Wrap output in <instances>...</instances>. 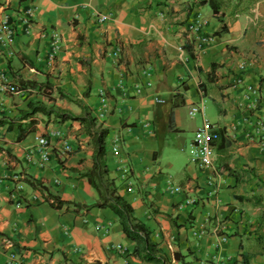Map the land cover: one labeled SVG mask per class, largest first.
Returning a JSON list of instances; mask_svg holds the SVG:
<instances>
[{"label":"crops","instance_id":"1","mask_svg":"<svg viewBox=\"0 0 264 264\" xmlns=\"http://www.w3.org/2000/svg\"><path fill=\"white\" fill-rule=\"evenodd\" d=\"M28 8L29 33L16 29L12 56L0 53L3 79L28 88L17 95L0 89V119L32 123L19 141L13 129L0 126V264H9V254L11 264H151L131 255L134 244L113 212L94 207L98 195L82 177L92 168L93 149L82 126L55 117L95 118L101 94L106 106L96 121L107 130L106 177L150 231L159 254L169 264H264V133L253 134L239 106L245 86L264 88V0H0V22L1 15L13 20ZM195 13L212 38L200 52L186 30ZM52 30L61 43L49 69ZM204 99L216 107L220 134L211 166L199 168L177 151L189 149L185 134L199 127L184 115L191 106L203 110ZM31 106L53 113L22 119ZM255 114L264 115L263 102ZM49 129L61 131L73 149L61 158L53 147L39 167L35 152L29 162L25 155ZM116 137L114 156L109 148ZM167 179L181 192L167 194ZM47 194L63 204L54 208ZM200 224L204 234L191 235Z\"/></svg>","mask_w":264,"mask_h":264},{"label":"built area","instance_id":"2","mask_svg":"<svg viewBox=\"0 0 264 264\" xmlns=\"http://www.w3.org/2000/svg\"><path fill=\"white\" fill-rule=\"evenodd\" d=\"M32 15L33 10L28 8L18 16L15 17L16 20L20 25V30L22 33L27 34L29 33L31 26H32ZM94 17L98 19L100 22H104L107 17L102 14L93 13ZM206 25V21L201 17L199 13L193 14L190 22L186 26V30L188 32L193 33L194 37L192 38L193 44V51L200 52L209 44L211 43V36L202 33L204 27ZM15 32L13 24L9 22V17L6 14L1 15V22H0V53L5 54L8 57L12 56L11 44L13 42ZM48 36V49L45 55V64L49 69H52L56 60V56L60 51V43L61 38L58 33L55 31H50L47 33ZM118 54V50L112 52V56L116 57ZM146 75H149L146 74ZM3 74L0 73V89L4 92L9 94H20L23 91H27L28 88L22 87L21 84L17 85H10L3 79ZM121 84V81H118V85ZM148 86V83H147ZM242 103L239 105L242 108V111L245 113L247 112V116L241 118L243 122H245L246 126H251L250 128L253 131V134L261 135L264 133V115H256V109L260 105V103H264V88L257 89L250 85L245 86L244 90L242 91L241 95ZM99 108L96 112V119L100 120L103 117L102 111L106 106L105 97L103 94L99 96ZM155 102L160 103L161 101L155 100ZM250 112V113H249ZM252 112V113H251ZM195 114H200L201 117V124L193 131L192 140L189 143L188 153L190 155V161L196 164L199 168H207L212 164V156H213V144L218 140L219 137V130L213 125L208 123L203 116V110L201 105L191 106L187 112V115L192 118ZM249 114V115H248ZM251 134V132H250ZM118 137L114 138L112 144L110 146V152L117 156L119 155V148H118ZM52 141V143H51ZM56 148V152L58 156L61 158L66 157L72 151V145L69 140L62 134L61 131L58 129H49L45 134L38 135L35 137V145L34 149H30L27 154L25 155L26 160L29 162L32 160V152H35L38 159H37V166L43 167L47 164L49 156H50V149ZM118 163L120 164V178L123 181H126L128 178V170L124 165V162L119 159ZM17 190L21 189V186L16 187ZM164 191L169 194H176L181 192V188L178 185H173L172 182L167 179L165 181ZM184 203L191 204L192 200L185 199ZM96 229L99 227L96 226ZM100 229V228H99ZM214 231L217 230L216 227L213 229ZM104 230L103 232H105ZM203 225H198L196 230L191 231V235L193 236H200L203 235ZM220 241H226V237H220ZM171 242V241H170ZM3 247L6 249H10L12 247L11 242L9 240H4ZM165 248L167 252L171 255L174 253V246L173 243H165ZM115 251L118 254H123V249L120 245L114 246ZM14 261V255L9 254V264ZM171 262H174L172 257Z\"/></svg>","mask_w":264,"mask_h":264},{"label":"trees","instance_id":"3","mask_svg":"<svg viewBox=\"0 0 264 264\" xmlns=\"http://www.w3.org/2000/svg\"><path fill=\"white\" fill-rule=\"evenodd\" d=\"M204 1V0H203ZM20 85V84H19ZM30 86L37 88L36 84L30 83ZM60 98H67L61 93H58ZM174 106H183L184 103L173 104ZM36 113L43 115H50L52 110H46L41 106H31L30 112L25 114L22 119H26ZM55 117L61 120L70 119L71 121H77L83 128L84 133L89 137L90 144L93 149L92 153V168L82 174V177L86 178L89 185L96 191L98 195V202L94 207H106L110 209L113 214L118 218V222L121 226V230L124 235L134 244L131 255L141 262L151 264H169V261L159 254L157 246L152 242L150 238V231L146 226L139 222L133 215L130 205L123 200L116 192V187L113 184V180L106 177V165H105V138L107 136V130L101 128L94 117L85 113L83 116H70L64 113L54 112ZM20 119V120H22ZM31 121H28L27 126L19 127L15 121L0 119V126L6 125L8 131L13 129L16 133V140H21L28 134ZM31 187L38 186V183H31ZM48 199H53L51 204L54 208L60 207L63 202L57 197L47 194ZM175 260L177 255L174 254Z\"/></svg>","mask_w":264,"mask_h":264},{"label":"rangeland","instance_id":"4","mask_svg":"<svg viewBox=\"0 0 264 264\" xmlns=\"http://www.w3.org/2000/svg\"><path fill=\"white\" fill-rule=\"evenodd\" d=\"M16 28L18 30L20 29L19 23L16 24ZM13 45H14V41L12 42L11 46H13ZM183 113H184V111H183ZM216 115H217L216 107L210 101L204 99V102H203V116H204L205 120L208 123H210V124H214V119H215ZM184 116H188V115L186 114ZM192 120H193L194 124H196V125L199 124L200 125L201 124L200 114H195L192 117ZM188 134H189V138H188V135L185 134L186 135L185 137H187L185 139V141H184L185 145L188 142V139L192 140V137H193V132H188ZM171 136H175V135L174 134H169L167 138H168V141L170 143H173L174 141L171 139ZM184 147L185 148L183 149V151L182 152L177 151V154L184 155L186 159H190V155H188L189 154L188 153V144H187V146H184Z\"/></svg>","mask_w":264,"mask_h":264},{"label":"clouds","instance_id":"5","mask_svg":"<svg viewBox=\"0 0 264 264\" xmlns=\"http://www.w3.org/2000/svg\"><path fill=\"white\" fill-rule=\"evenodd\" d=\"M22 12H19V15L21 14ZM18 14V13H17ZM200 14V13H199ZM201 15V14H200ZM16 16H18V15H16ZM15 16V17H16ZM9 17V16H8ZM15 17L13 18V20H10L9 19V22L11 23V24H13V27H14V32H16V24H18V22L16 21V20H14L15 19ZM202 17V16H201ZM10 18V17H9ZM95 119H96V117H95ZM97 120V119H96Z\"/></svg>","mask_w":264,"mask_h":264}]
</instances>
